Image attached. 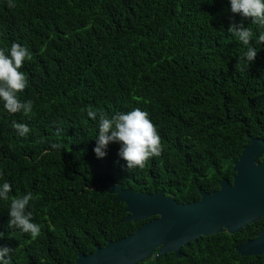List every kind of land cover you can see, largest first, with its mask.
<instances>
[{
	"label": "trees",
	"instance_id": "16d2710c",
	"mask_svg": "<svg viewBox=\"0 0 264 264\" xmlns=\"http://www.w3.org/2000/svg\"><path fill=\"white\" fill-rule=\"evenodd\" d=\"M12 2L9 8L0 0V48L15 42L29 49L20 97L33 109L25 116L0 108V180L13 185L10 199L38 195L30 211L41 233L32 239L9 228L10 200L0 202V245L14 249L11 264H75L79 253L151 221L124 223L126 206L114 202L107 181L193 203L200 189L213 193L223 180L232 183L250 137L264 140V47L249 65L228 28L261 30L231 13L228 0ZM137 107L159 133L160 155L128 169L119 144L110 143L98 159L96 122L87 112L111 116ZM13 120L29 126L27 137L17 135ZM263 229L264 219L191 243L183 258L167 254L142 264H264L236 251Z\"/></svg>",
	"mask_w": 264,
	"mask_h": 264
},
{
	"label": "water",
	"instance_id": "95a60500",
	"mask_svg": "<svg viewBox=\"0 0 264 264\" xmlns=\"http://www.w3.org/2000/svg\"><path fill=\"white\" fill-rule=\"evenodd\" d=\"M264 140L250 137L234 164L232 183L223 180L213 193L199 190L201 199L179 204L164 191L138 194L122 184L107 181L115 203L126 206L124 223L149 221L132 235L108 241L86 255L79 253L75 264H142L167 254L183 258L184 248L202 238L227 233L235 235L264 219ZM258 238L236 248L242 257H264V229Z\"/></svg>",
	"mask_w": 264,
	"mask_h": 264
},
{
	"label": "clouds",
	"instance_id": "9594fccd",
	"mask_svg": "<svg viewBox=\"0 0 264 264\" xmlns=\"http://www.w3.org/2000/svg\"><path fill=\"white\" fill-rule=\"evenodd\" d=\"M228 3L231 13L251 18V23L261 30L254 33L252 28L245 27L243 23H231L228 28V32L244 46L242 59L251 65L264 47V0H228ZM8 7H15L12 0H8ZM30 59L29 49L19 43L13 42L10 48H0V108L9 114L22 113L27 116L32 112L33 102L20 97L28 85L26 74L21 69L25 61ZM87 116L96 122L93 151L98 159L107 155L110 143L119 144L118 155L126 161L128 169H142L150 158L160 155V136L146 111L137 107L108 116L89 110ZM11 126L20 137H27L31 131L26 123L15 120ZM52 147L59 148V145L53 144ZM12 190L13 185L7 179L0 180V202L10 200L8 226L36 239L41 233V226L34 222L30 207L39 197L27 191L10 199ZM0 239H3V233H0ZM13 251L7 245H0V264H11Z\"/></svg>",
	"mask_w": 264,
	"mask_h": 264
},
{
	"label": "flooded vegetation",
	"instance_id": "af4514ba",
	"mask_svg": "<svg viewBox=\"0 0 264 264\" xmlns=\"http://www.w3.org/2000/svg\"><path fill=\"white\" fill-rule=\"evenodd\" d=\"M258 238V236H246V241L244 242V243H242V244H240L238 247H240V246H243V245H245L246 243H248V242H251V241H254V240H256ZM238 247H236V248H238ZM242 257V256H241ZM243 258H250V257H243ZM258 258H263V260H264V257L263 256H259ZM260 263V262H259ZM262 264V263H261Z\"/></svg>",
	"mask_w": 264,
	"mask_h": 264
}]
</instances>
